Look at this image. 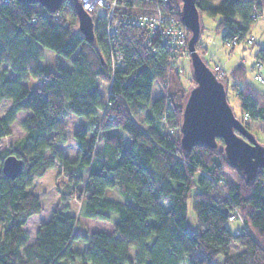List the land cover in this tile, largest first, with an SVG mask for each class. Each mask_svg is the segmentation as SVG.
<instances>
[{
    "label": "trees",
    "instance_id": "trees-1",
    "mask_svg": "<svg viewBox=\"0 0 264 264\" xmlns=\"http://www.w3.org/2000/svg\"><path fill=\"white\" fill-rule=\"evenodd\" d=\"M168 1L118 0L117 35L110 36L108 20L93 16L95 41L88 43L73 0L55 13L0 0V140L12 135L20 112L28 113L24 135L0 152V264H264V170L247 182L227 160L222 140L215 149L182 148L190 91L175 66L187 43L168 45L161 32L125 14L157 16L158 7L166 23L183 26L182 0ZM196 6L200 17H221L224 43L246 42L253 15L264 12V0H197ZM39 46L72 67L42 65ZM256 59L264 62V48ZM216 74L227 95L236 92L245 127L252 132L250 121L264 126V92ZM30 78L35 90L24 83ZM155 84L161 95L152 100ZM77 119L84 122L69 138ZM70 145L74 159L66 153ZM9 155L24 162L14 180L2 171ZM53 167L60 207L29 244L24 226L42 211L31 187ZM115 190L119 200L109 196ZM74 200L82 217L110 223L112 231H79L77 216L68 214ZM233 215L244 221L237 232L228 225Z\"/></svg>",
    "mask_w": 264,
    "mask_h": 264
},
{
    "label": "water",
    "instance_id": "water-1",
    "mask_svg": "<svg viewBox=\"0 0 264 264\" xmlns=\"http://www.w3.org/2000/svg\"><path fill=\"white\" fill-rule=\"evenodd\" d=\"M17 1L24 4H40L50 13H55L66 0ZM196 1L182 0V22L191 34L188 51L195 86L190 91L183 111L181 146L186 151H191L196 146L215 149L219 145L218 140H222L227 160L245 176L247 182H250L257 177L260 170H264V146L235 116L228 101L226 86L197 50L202 25ZM73 2L79 31L88 43H93V17L82 7L80 0ZM23 166L22 159L9 155L2 163V171L14 180L21 174Z\"/></svg>",
    "mask_w": 264,
    "mask_h": 264
},
{
    "label": "rangeland",
    "instance_id": "rangeland-1",
    "mask_svg": "<svg viewBox=\"0 0 264 264\" xmlns=\"http://www.w3.org/2000/svg\"><path fill=\"white\" fill-rule=\"evenodd\" d=\"M221 17H209L208 15H202L201 17V25H202V33L200 36V41L197 46L198 52L201 54L203 59L209 65V67H219L221 69V75L225 74L229 81L233 84L239 83H250L261 92H264V85L259 84L258 80H254L257 74H261L264 77V62H258L256 59V55L260 51V49L264 48V13L262 16L255 18V25L251 29V32L247 38V43L244 42L242 44H237L235 47H231L228 43H224L222 39L223 30L220 27ZM253 38V43H248V40ZM188 47V46H187ZM41 53L43 54V60L41 64L44 66H48L50 68H56V65H63L67 68H71V62L62 57L56 55L53 51L46 49L44 47L39 46ZM241 65L239 71V76L234 74L236 68ZM182 70L181 80L185 87L191 91V89L195 86V82L193 80V68L191 64L190 52L185 53L184 57L178 59L177 65L175 66ZM231 73L234 74L235 78L231 77ZM242 73V74H241ZM9 75L12 77H16V73L13 71L9 72ZM241 75V76H240ZM28 87L35 90L37 86V81L34 78H30L29 80L24 81ZM236 93V92H235ZM235 93L231 90L228 91V101L234 111L236 117H241V108L238 98L235 96ZM161 95V90L158 85L155 84L152 92V100L157 99ZM10 102H6L4 105L6 110L10 105ZM28 116L27 112H20L18 114L16 122L11 126L12 135L10 137H6L0 140V152H4L10 148V146L20 139L24 132L21 128V122ZM245 120H248L244 117ZM74 126L71 130L67 131V136L70 138L72 133L79 127L84 120L77 119L74 120ZM250 129L257 139V141L264 146V126L260 121H250L249 122ZM102 146V144L100 145ZM68 152V153H67ZM76 149L73 145L67 147V155L74 159L76 157ZM75 155V157H74ZM59 169L58 167L50 168L44 176L38 178L34 181L33 186L31 187V191L36 194L43 206L45 207V212L39 218H32V221L28 224V231L30 233L34 232V229L37 227V224L41 222V219H45L47 212H50L51 209H56L60 207V195L57 191V176ZM58 182H61L60 180ZM62 183V182H61ZM109 196L119 200L120 197L117 191H111ZM189 219L190 225L191 223L195 224L193 211L191 208V202H189ZM72 212L77 218H79V231L84 233H93L99 231H112V225L110 223H106L99 220H89L83 217H80V203L76 200L71 202ZM243 218H239L237 221H230L228 223L230 229L233 232H237L241 229V225H243Z\"/></svg>",
    "mask_w": 264,
    "mask_h": 264
},
{
    "label": "built area",
    "instance_id": "built-area-1",
    "mask_svg": "<svg viewBox=\"0 0 264 264\" xmlns=\"http://www.w3.org/2000/svg\"><path fill=\"white\" fill-rule=\"evenodd\" d=\"M144 3H154L158 6V4H161V0H137ZM165 4L168 3V0H162ZM80 3L82 7L93 16H96L98 18L108 20L110 26V36L113 37V35H117L118 33V25L117 23H112L113 20L118 18L120 15V12L118 11V0H80ZM156 8V7H155ZM158 14L157 16H150L148 14H133V13H125L127 14V19L131 20L132 23L145 26L152 30V32H155L159 34V32L162 33V41L164 43H167L171 46H183L187 43L188 46V29L184 26L178 27L173 24V20L166 19L164 20L162 17V14L157 7ZM125 14H121L123 17ZM260 15L255 14L253 15L254 18L259 17ZM170 21V25L169 22ZM165 22V23H164ZM165 24V25H164ZM183 24V23H182ZM164 25V26H163ZM166 27V28H165ZM107 41L110 42V38H107ZM247 42V41H246ZM229 46L235 47L237 45V38H235L232 41L227 42ZM248 43H253V38L248 40ZM116 49V48H115ZM115 56L119 57L118 60H121V56H119V53L116 51L114 53ZM117 64V63H116ZM118 65V64H117ZM215 73H220L221 69L219 67H214L212 69ZM221 74V73H220ZM254 80H258L259 84L264 85V77L261 74L254 75ZM248 118L247 116H245ZM231 221H234L236 218L235 216L230 217Z\"/></svg>",
    "mask_w": 264,
    "mask_h": 264
},
{
    "label": "crops",
    "instance_id": "crops-1",
    "mask_svg": "<svg viewBox=\"0 0 264 264\" xmlns=\"http://www.w3.org/2000/svg\"><path fill=\"white\" fill-rule=\"evenodd\" d=\"M263 13H264V12H263ZM71 159H72V158H71ZM39 199H40V198H39ZM40 203H41V206H42V211H41V213H40L39 215H36V216L31 217V218L28 220L27 224L24 226V229L27 231L28 236H29V241H28L29 244H33V243L35 242V240H36V236H37V232H38L40 226H41L42 224L46 223L47 221H49V219H50L51 216H52L53 211L55 210V209H51L50 212H47V215L45 216V219H41V222H39V223L37 224V227L34 229V232L30 233V232L28 231V224L30 223V221H32V218H36V217L39 218V217L42 216L43 213L45 212V207L43 206L41 200H40ZM56 209H57V208H56ZM68 214H70V215H74L73 212H72V206H71V204H70V210L68 211ZM80 217H82V216H80ZM37 218H36V219H37ZM83 218H84V217H83ZM78 219H79V218H78ZM86 219H89V218H86ZM89 220H93V219H89ZM96 221H97V220H96ZM79 249H82V247H79Z\"/></svg>",
    "mask_w": 264,
    "mask_h": 264
}]
</instances>
